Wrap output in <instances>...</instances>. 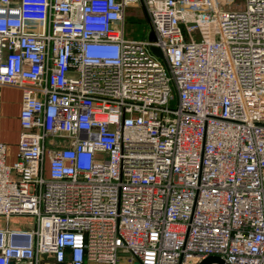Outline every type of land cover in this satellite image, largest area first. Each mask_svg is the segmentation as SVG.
Here are the masks:
<instances>
[{"label":"built area","instance_id":"2783aa9c","mask_svg":"<svg viewBox=\"0 0 264 264\" xmlns=\"http://www.w3.org/2000/svg\"><path fill=\"white\" fill-rule=\"evenodd\" d=\"M232 1L0 0V264H264V0Z\"/></svg>","mask_w":264,"mask_h":264},{"label":"crops","instance_id":"0c3cea01","mask_svg":"<svg viewBox=\"0 0 264 264\" xmlns=\"http://www.w3.org/2000/svg\"><path fill=\"white\" fill-rule=\"evenodd\" d=\"M227 8H242L244 0H233ZM21 105V90L10 86L0 87V140L6 144V163L15 159L20 131L18 115Z\"/></svg>","mask_w":264,"mask_h":264},{"label":"rangeland","instance_id":"374dc122","mask_svg":"<svg viewBox=\"0 0 264 264\" xmlns=\"http://www.w3.org/2000/svg\"><path fill=\"white\" fill-rule=\"evenodd\" d=\"M149 32V24L142 9L130 5L127 8L125 17V36L133 38H148ZM30 218V216H12L11 222L14 226L29 228L30 223L28 220Z\"/></svg>","mask_w":264,"mask_h":264},{"label":"water","instance_id":"95a60500","mask_svg":"<svg viewBox=\"0 0 264 264\" xmlns=\"http://www.w3.org/2000/svg\"><path fill=\"white\" fill-rule=\"evenodd\" d=\"M148 39L149 40H154L155 39L154 33L152 31L149 32ZM151 50L155 54H157L159 56L161 55V52H160L159 48H157L155 46H152L151 47ZM212 263H216V264H228L222 258H220L218 256H214V255H210V256H207V257L203 258L197 264H212Z\"/></svg>","mask_w":264,"mask_h":264}]
</instances>
